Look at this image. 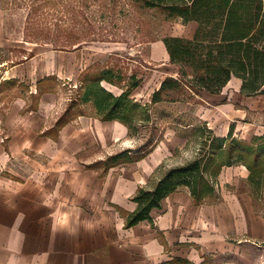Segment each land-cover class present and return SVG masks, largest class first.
<instances>
[{"label":"rangeland","instance_id":"obj_1","mask_svg":"<svg viewBox=\"0 0 264 264\" xmlns=\"http://www.w3.org/2000/svg\"><path fill=\"white\" fill-rule=\"evenodd\" d=\"M195 29L191 22L133 0H0V178L21 181L33 173V153L25 147L20 155L13 154L11 136L26 124L24 116L38 110L41 98L51 99L52 107L39 135L53 142L68 124L83 129L90 118L100 121L90 105L72 101L82 78L103 69H113L122 78L117 86L102 82L109 91L119 95L134 76L140 83L130 97L149 104L165 77H177L178 69L159 43L166 37L191 38ZM150 113L154 122L137 136L122 124L123 137L107 147L82 150L77 160L103 177L108 171L87 166L123 150L135 152L156 139L153 150L137 161L154 166L143 186L150 188L168 169L195 157L192 126L186 123L204 122L219 137L231 125L240 139L264 135V94L242 95L236 78L219 94H187L177 102L150 105ZM246 177L243 166L224 168L215 197L188 209L189 219L177 226L179 235L169 252L181 247L207 264H264V192L260 200L252 199ZM114 208L123 218L126 211Z\"/></svg>","mask_w":264,"mask_h":264},{"label":"crops","instance_id":"obj_2","mask_svg":"<svg viewBox=\"0 0 264 264\" xmlns=\"http://www.w3.org/2000/svg\"><path fill=\"white\" fill-rule=\"evenodd\" d=\"M158 47L168 57L164 44ZM51 107V99L41 98L38 110L24 116L26 124L11 136L12 153L20 155L26 147L34 168L21 181L0 178V264H182L178 259L207 264L181 247L169 252L179 235L177 226L189 219L188 209L194 206L188 190L180 193V188L151 211L153 226L142 221L125 229L114 206L133 212L131 198L147 184L154 166L122 164L103 177L85 169L78 153L109 146L126 128L90 118L83 129L64 126L53 142L39 135Z\"/></svg>","mask_w":264,"mask_h":264},{"label":"trees","instance_id":"obj_3","mask_svg":"<svg viewBox=\"0 0 264 264\" xmlns=\"http://www.w3.org/2000/svg\"><path fill=\"white\" fill-rule=\"evenodd\" d=\"M133 1L144 8L159 9L169 18L196 23L191 38L162 39L169 62L178 69L177 77H165L151 94L150 103L142 104L130 97L131 91L140 83L134 76L128 78L126 88L119 95L102 85L104 82L117 86L122 79L116 71L107 68L90 78L86 77L89 75L82 78L78 97L72 103L90 105L100 121L119 122L130 135L137 136L154 122L150 105L177 102L187 94H219L232 78L241 81L242 95L264 94V0ZM61 121L62 117L57 121L58 128L63 124ZM186 125L192 126L197 146L195 157L168 169L152 187H140L136 191L131 198L136 209L122 212L125 229L142 221L153 226L151 211L160 209L162 200L180 188L188 190L194 205L205 203L215 197L222 170L231 166L246 169L250 195L252 199H261L264 192V135L240 139L234 136L231 125L226 135L219 137L204 122ZM156 142V139H149L135 152L123 150L87 167H101L106 172L121 164L137 162L153 150ZM178 262L190 264L182 259Z\"/></svg>","mask_w":264,"mask_h":264}]
</instances>
